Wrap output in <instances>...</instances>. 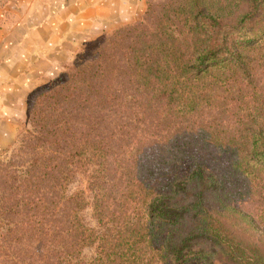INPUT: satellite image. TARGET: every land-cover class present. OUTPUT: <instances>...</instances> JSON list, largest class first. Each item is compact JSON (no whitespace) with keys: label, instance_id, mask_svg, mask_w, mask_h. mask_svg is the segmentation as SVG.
<instances>
[{"label":"trees","instance_id":"obj_1","mask_svg":"<svg viewBox=\"0 0 264 264\" xmlns=\"http://www.w3.org/2000/svg\"><path fill=\"white\" fill-rule=\"evenodd\" d=\"M26 115L0 264H264V0L147 1Z\"/></svg>","mask_w":264,"mask_h":264},{"label":"crops","instance_id":"obj_2","mask_svg":"<svg viewBox=\"0 0 264 264\" xmlns=\"http://www.w3.org/2000/svg\"><path fill=\"white\" fill-rule=\"evenodd\" d=\"M144 9L145 0H33L25 6L0 42V151L12 144L36 85L59 74L83 43L138 20Z\"/></svg>","mask_w":264,"mask_h":264},{"label":"rangeland","instance_id":"obj_3","mask_svg":"<svg viewBox=\"0 0 264 264\" xmlns=\"http://www.w3.org/2000/svg\"><path fill=\"white\" fill-rule=\"evenodd\" d=\"M147 1L158 2V0H145V9H146V6H147ZM32 2H33V0H0V42H1V39L4 36V34L8 33L9 29L11 28V24L23 14L22 10H25V6H28V4H31ZM145 9H144V11H145ZM140 18L138 20H140ZM138 20H136V21H138ZM136 21H134V22H136ZM115 28H117V27H115ZM115 28H113L110 31H108L107 33L99 36L95 40L87 41V42L83 43L81 50H79L76 53L73 61H71L69 64L65 63L66 64L65 66L74 63V61L79 59L81 57V55L83 53H85V51L88 50L91 46H93V44L96 41H98L99 39H101L105 35L111 33ZM61 72L59 74H57L55 76H52L49 79L43 81L41 84L36 85L35 88H33V90H31L28 93V95L26 97V109H27L28 99L30 98V96L33 93V91L36 90L37 88L41 87V86H44V85H47V84H50V83L56 81L59 78V76L61 75ZM24 126L27 127V115H26V112H25V115H24L23 119L20 122V126L18 128V132H17L12 144L9 145V147L4 148V149H2L0 151V155H1L0 158H2L3 160H6L7 158H9L13 146L16 145L15 141L17 140V137H18L17 135L19 134V132H21L23 130V128H25ZM3 150H8V151L5 153ZM84 215H85L86 220H88L90 223H93V221L90 218V209L85 210ZM86 253L88 255L92 254L93 253V249H91V248L87 249Z\"/></svg>","mask_w":264,"mask_h":264}]
</instances>
